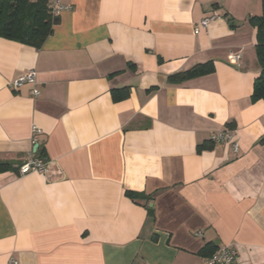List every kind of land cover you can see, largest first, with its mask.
Wrapping results in <instances>:
<instances>
[{
	"label": "crops",
	"instance_id": "1",
	"mask_svg": "<svg viewBox=\"0 0 264 264\" xmlns=\"http://www.w3.org/2000/svg\"><path fill=\"white\" fill-rule=\"evenodd\" d=\"M63 3L40 49L0 38V161L35 157V125L36 156L50 164L46 176L0 173V264H206L205 244L264 264V101L251 100L261 65L249 22L260 0ZM207 63L210 74L171 79ZM30 70L36 84L13 90ZM221 131L237 153L197 151ZM126 190L150 196L153 215ZM169 193L190 215L173 229L158 224Z\"/></svg>",
	"mask_w": 264,
	"mask_h": 264
},
{
	"label": "trees",
	"instance_id": "2",
	"mask_svg": "<svg viewBox=\"0 0 264 264\" xmlns=\"http://www.w3.org/2000/svg\"><path fill=\"white\" fill-rule=\"evenodd\" d=\"M262 13L258 17H251L249 22L256 29V44L255 51L261 65V71L258 78L255 80L251 95L252 101H264V0H260ZM48 0H0V38L17 42L22 45L40 49L46 39L52 34L53 28L59 23V17H54L49 12ZM213 72V67L210 63L196 66L186 72L176 75L172 80L185 81L192 78L207 75ZM117 91H112V99L120 101L126 98L127 93L122 89L117 95ZM211 144H203L197 147L200 152L205 149H211L214 142ZM43 155V151H39ZM18 167L6 161H0V173L18 172ZM125 197L133 202L145 201L148 215H153V210L148 207L149 197L143 193L126 190ZM217 250L213 244H205L197 255L207 259L211 257Z\"/></svg>",
	"mask_w": 264,
	"mask_h": 264
},
{
	"label": "built area",
	"instance_id": "3",
	"mask_svg": "<svg viewBox=\"0 0 264 264\" xmlns=\"http://www.w3.org/2000/svg\"><path fill=\"white\" fill-rule=\"evenodd\" d=\"M64 0H52L49 3V12L52 16L58 17L62 12L69 10V6L63 3ZM216 18V14H212L210 17L203 19L200 22V26L194 29V33L197 34L199 28H206L212 21ZM240 56L238 54L232 56V60L237 62ZM26 84L35 85L36 84V74L33 70L28 71L25 75L19 79L12 82L11 86L13 90H18ZM33 96H38L39 91L37 89L32 90ZM42 131L35 125L31 128V144L33 146V155L35 157L21 164L18 168L19 175H26L30 173H37L40 175H48L50 173L49 161L44 157L36 156L37 153V138ZM214 143H231L233 146L234 153L238 152V146L233 141L232 131H221L214 134L211 137ZM36 146V147H35ZM200 232H197V236H200ZM235 251L232 247L222 245L217 247L216 252L209 258L205 259L206 264H234L235 262ZM7 264H17L16 261L10 260Z\"/></svg>",
	"mask_w": 264,
	"mask_h": 264
},
{
	"label": "rangeland",
	"instance_id": "4",
	"mask_svg": "<svg viewBox=\"0 0 264 264\" xmlns=\"http://www.w3.org/2000/svg\"><path fill=\"white\" fill-rule=\"evenodd\" d=\"M158 211V224L163 227H167L168 229L178 227L181 223L180 218H184L186 216L185 218L188 221L190 220L189 211L184 208L173 193L160 196Z\"/></svg>",
	"mask_w": 264,
	"mask_h": 264
},
{
	"label": "water",
	"instance_id": "5",
	"mask_svg": "<svg viewBox=\"0 0 264 264\" xmlns=\"http://www.w3.org/2000/svg\"><path fill=\"white\" fill-rule=\"evenodd\" d=\"M36 147V146H35Z\"/></svg>",
	"mask_w": 264,
	"mask_h": 264
}]
</instances>
